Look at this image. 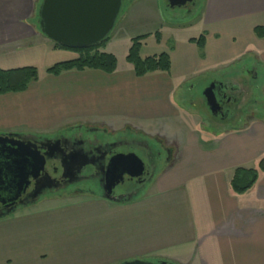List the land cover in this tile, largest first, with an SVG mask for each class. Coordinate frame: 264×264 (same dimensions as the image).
<instances>
[{
	"label": "crops",
	"instance_id": "1",
	"mask_svg": "<svg viewBox=\"0 0 264 264\" xmlns=\"http://www.w3.org/2000/svg\"><path fill=\"white\" fill-rule=\"evenodd\" d=\"M196 2L189 6L196 36L176 39L162 52L169 72L136 77L125 61L136 37L120 28L114 42L123 43L122 60L106 46L99 49L115 57L112 74H47L77 54L39 33L40 0H0V71H37L26 91L0 96V134L131 129L170 150L166 168L136 197L47 199L34 206L38 210L31 206L0 220V264H264V173L243 194L230 187L236 169H256L264 156V102L260 110L254 101L243 116L246 125L234 129L223 119L204 125L186 95L193 90L188 83L214 76L206 88L230 86L235 93L251 81L264 99V37L254 34L264 27V0H199L195 8ZM160 9L159 0H137L121 19L125 27H143L162 20ZM154 42L161 45V34ZM145 47L144 39L140 57Z\"/></svg>",
	"mask_w": 264,
	"mask_h": 264
},
{
	"label": "water",
	"instance_id": "2",
	"mask_svg": "<svg viewBox=\"0 0 264 264\" xmlns=\"http://www.w3.org/2000/svg\"><path fill=\"white\" fill-rule=\"evenodd\" d=\"M194 0H165L169 8L187 9ZM123 0H40L36 11L39 33L51 43L68 49H88L103 42L113 30L121 12ZM215 84L203 90L206 106L213 116L220 113V106L214 94ZM33 136L14 133L0 134V204L6 208L0 218L9 216L19 207H28L37 201L22 204L19 200L31 181L47 177L44 172L46 152L36 147ZM50 144V140H46ZM48 146V145H46ZM45 146H42V148ZM72 163V158L61 159L64 170ZM143 162L133 153L116 154L108 162L105 180L109 182L107 192L100 198L111 202H121L112 195V189L122 180L141 178ZM36 195V194H35ZM17 203V204H16ZM119 264H167L142 260L126 261Z\"/></svg>",
	"mask_w": 264,
	"mask_h": 264
},
{
	"label": "flooded vegetation",
	"instance_id": "3",
	"mask_svg": "<svg viewBox=\"0 0 264 264\" xmlns=\"http://www.w3.org/2000/svg\"><path fill=\"white\" fill-rule=\"evenodd\" d=\"M214 94L221 108L219 116H227V110L224 107L225 102H229V100L225 101L226 97L222 86L215 85ZM92 132L95 131L84 129L83 133L74 131L48 139L32 138L39 151L41 153L46 152L50 160L46 161L44 167L47 177L31 181L25 194L19 199L22 204L35 201L47 194L62 196V194L69 195L72 192V194L77 193L86 196H103L110 184L105 180V171L109 160L116 154L132 153L119 151L123 148L136 146L141 149L145 156L146 165L143 163L145 169L141 178H129L124 175L122 180H119L118 184L113 187L112 195L119 198L121 202L138 196L139 192L167 166L166 162L169 159L170 150L157 139H153L154 144L157 145L155 147V145H148L149 142L138 134L128 138L123 134L110 135L101 130L100 133L103 135L97 137ZM96 133L98 132L96 131ZM46 140H50V144H47ZM42 146L45 147L42 148ZM66 157L72 158V163L66 165V170H64L61 159ZM117 189H119L118 193H116ZM5 210L7 209L0 204V214L4 213Z\"/></svg>",
	"mask_w": 264,
	"mask_h": 264
},
{
	"label": "rangeland",
	"instance_id": "4",
	"mask_svg": "<svg viewBox=\"0 0 264 264\" xmlns=\"http://www.w3.org/2000/svg\"><path fill=\"white\" fill-rule=\"evenodd\" d=\"M196 6H198L199 0H196ZM137 0H123L122 2V6H121V12L118 15V18L115 22V26L113 28V30L110 32L109 36H108V41L105 43L104 46L100 47L99 49H103L105 46L107 47V51H113L117 58L118 61L122 60L121 59V55L124 54V48H123V43H119L120 40H117V43H115L114 41L116 40V32L117 30L122 31L124 34L126 32L132 33V35H134L135 37L139 36V35H146L145 36V43H146V47L145 49L142 50L141 52V57H146V56H153V55H158L157 53H162L163 51H165V49H168L169 47H171L173 45V42L176 41V39L179 38H183V37H192V36H196V33L198 32V25L196 24V18L194 17L195 14V10L194 8L191 9V7H189L188 9H182V8H169L168 6H166L167 3H165L164 0H159V5H160V16L162 18V20L160 22H155V23H148L145 24V26L143 27H133V26H127L125 27L124 25V20L122 21V15L125 13V11L127 10L128 6L130 4H136ZM194 6V5H193ZM191 10V11H190ZM126 31V32H124ZM157 34V35H156ZM159 34H161L162 36V42L161 45L158 46L156 45V43L154 42V38L157 37L159 38ZM53 44V43H52ZM120 48H123L122 53L119 52ZM217 78L214 76H205L206 79L201 78L198 81H193L188 83L190 86H193V90L187 91V97H188V102L189 103H194L197 106V109L199 112H201V114H199V116L201 117L204 125L205 121L210 123L211 125H216V122H220L221 119H223L224 124L228 125L230 128H234V129H239L241 127H244L247 123L246 120L244 119L243 116H246V114L250 113V110L253 108V102L257 101L258 102V107L260 110H262V103L264 102V99H262V97H259V94H257L256 91H254L252 88L254 87L253 85L255 83L250 81V85L253 86L251 88V86L248 85V83L245 81H243V85L241 86V92L237 91V92H233L232 91V87H228L226 89H224V94H225V101L228 99L229 102H225V107L224 109L227 110V116L225 117H220V116H215L213 117L212 115H210V111H208L207 107H205L204 102H203V96H202V92L204 90L205 85L207 84V78ZM247 78V81L249 80V77H245ZM206 88V87H205ZM219 115V114H218ZM199 117V118H200ZM239 119H241V121H239ZM245 121H242V120ZM84 129H91L94 130L95 132L93 134H96L97 137H101L103 134H101V129H97L94 127H85V128H70V130H65L63 132H52L49 134H45L43 136H38L39 138H53L57 135H63V134H67L68 132H74V131H80L81 133L84 132ZM96 131L98 133H96ZM105 131V130H104ZM91 133V132H89ZM106 133H109L110 135H124L125 137H131V136H137V133L131 129H125V130H120V131H107ZM138 136L141 137V134H138ZM34 138L36 136H33ZM37 137V138H38ZM147 142H149L148 145L152 146L155 145L154 141L152 138H149L148 140H146ZM155 147H157V145H155ZM157 149V148H156ZM119 151L127 153V152H132L133 154H135L137 157H139L141 159V161H143V163H145L146 165V160H145V156L144 153L142 152L141 149H139L136 146H131L129 148H123L120 149ZM170 158V156H169ZM170 159H168V161L166 163L169 162ZM165 163V164H166ZM119 192V189L116 190V193ZM142 192V191H141ZM139 192V193H141ZM59 194H54V195H45L39 199H37L36 203L31 205L32 208L34 206L39 207L40 206V202L45 201L47 199L50 200H55V199H67V200H71V198L76 197V196H80L77 193H69V195H64L62 194V196H58ZM58 196V197H56ZM101 197V196H100ZM131 199V198H130ZM123 202V201H122ZM28 206V207H31ZM28 207H19L17 208V210L15 212H19L21 210L27 209ZM36 207H34V209H37ZM33 209V210H34ZM38 210V209H37ZM13 212L12 215L15 213ZM11 216V214L9 215ZM8 216H5L3 218H0V220H3L5 218H7ZM79 247H84V246H79ZM81 251V250H80ZM126 261H132V260H126ZM123 261V262H126ZM142 261H150L153 262L151 260H142ZM160 261H156V263H158ZM164 262V261H162ZM122 263V262H121ZM154 263V262H153ZM167 264L169 262H166ZM119 264V263H118Z\"/></svg>",
	"mask_w": 264,
	"mask_h": 264
},
{
	"label": "trees",
	"instance_id": "5",
	"mask_svg": "<svg viewBox=\"0 0 264 264\" xmlns=\"http://www.w3.org/2000/svg\"><path fill=\"white\" fill-rule=\"evenodd\" d=\"M254 34L257 38H263L264 27L255 28ZM144 39L145 36L132 39L125 58V61L132 67L135 76L144 77L153 73H168L170 62L167 54L161 53L144 58L140 57V49ZM107 41L108 37L100 44L82 50H68L53 44L55 48L74 52L78 57L73 61L53 65L46 70V73L58 76L61 73L69 71L97 70L106 74H112L116 70L115 57L109 53L99 52V48L104 46ZM196 43L199 49H202L201 38ZM36 79L37 71L34 68L0 71V96L8 93L24 92L27 90L28 85ZM259 172L264 173V156L258 161L256 169H236L230 180V187L233 193L243 194L249 190L254 185Z\"/></svg>",
	"mask_w": 264,
	"mask_h": 264
}]
</instances>
